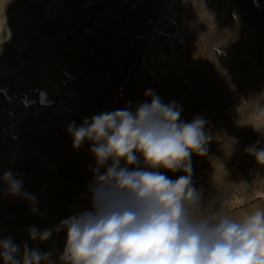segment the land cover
I'll list each match as a JSON object with an SVG mask.
<instances>
[{
  "label": "rangeland",
  "instance_id": "374dc122",
  "mask_svg": "<svg viewBox=\"0 0 264 264\" xmlns=\"http://www.w3.org/2000/svg\"><path fill=\"white\" fill-rule=\"evenodd\" d=\"M151 1L150 14L133 15L85 0L79 27L76 0L0 2V239L57 259L65 233L40 243L28 229H54L90 208L95 157L88 141L73 147L69 125L135 112L150 103L148 90L176 102L181 121L207 120L212 139L205 156L193 154L192 178L206 200L220 198L213 208L234 218L264 208V167L245 153L258 140L264 147V0ZM158 5L170 9L167 30L154 29ZM9 171L38 211L7 193Z\"/></svg>",
  "mask_w": 264,
  "mask_h": 264
},
{
  "label": "clouds",
  "instance_id": "9594fccd",
  "mask_svg": "<svg viewBox=\"0 0 264 264\" xmlns=\"http://www.w3.org/2000/svg\"><path fill=\"white\" fill-rule=\"evenodd\" d=\"M135 112L115 110L69 125L73 147L85 141L96 165L88 185L90 208L63 219L54 229H28L29 240L65 233L62 252L43 251L11 236L0 239L3 264H264V208L240 218L216 211L193 181L192 156H205L212 136L207 120H180L176 102L165 104L148 90ZM264 115V112L261 113ZM260 141L245 153L264 167ZM103 169V172H101ZM182 172L176 179L165 174ZM7 193L28 200L23 181L4 173Z\"/></svg>",
  "mask_w": 264,
  "mask_h": 264
},
{
  "label": "crops",
  "instance_id": "0c3cea01",
  "mask_svg": "<svg viewBox=\"0 0 264 264\" xmlns=\"http://www.w3.org/2000/svg\"><path fill=\"white\" fill-rule=\"evenodd\" d=\"M5 0H0V2ZM93 6L98 7L100 10H105L104 13H110L113 11H116L118 9V6L120 10L122 11H131L132 8L134 9V12H132L133 15H138L139 12L142 10H148L149 14L151 13V6L152 1L151 0H144L143 2H140L141 0H126L122 1L121 3L118 2V0L112 1V0H92ZM108 1V2H107ZM227 1H224V3ZM228 3V2H227ZM76 14H77V27H79V14H81L84 11L85 7V0H76ZM51 11V8H50ZM101 12V11H100ZM111 20V17L109 18ZM83 20V19H82Z\"/></svg>",
  "mask_w": 264,
  "mask_h": 264
},
{
  "label": "built area",
  "instance_id": "2783aa9c",
  "mask_svg": "<svg viewBox=\"0 0 264 264\" xmlns=\"http://www.w3.org/2000/svg\"><path fill=\"white\" fill-rule=\"evenodd\" d=\"M155 31L167 30L168 29V18L170 16V9L166 6H155Z\"/></svg>",
  "mask_w": 264,
  "mask_h": 264
}]
</instances>
